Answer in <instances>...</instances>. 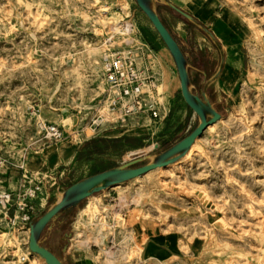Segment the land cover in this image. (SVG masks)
<instances>
[{
	"label": "rangeland",
	"instance_id": "rangeland-1",
	"mask_svg": "<svg viewBox=\"0 0 264 264\" xmlns=\"http://www.w3.org/2000/svg\"><path fill=\"white\" fill-rule=\"evenodd\" d=\"M167 1L193 16L154 0L188 60L193 91H205L222 120L186 160L121 190L95 193L97 199H84L50 223L41 244L64 264H264V0ZM123 22L134 24L131 34L119 28ZM165 46L137 0H0L5 186L19 157L28 169L56 174L61 188L53 195L57 185L47 183L39 216L70 185L129 161L128 152L156 155L192 132L199 117L182 95ZM108 47L131 50L150 69L146 102L158 103L160 121L148 113L124 118L104 105ZM38 121L60 125L65 138L46 143ZM121 196L127 202L117 207ZM92 203L97 216L77 228ZM3 234V264H30L29 233ZM153 236L170 244L155 248ZM105 249L116 257L107 258Z\"/></svg>",
	"mask_w": 264,
	"mask_h": 264
},
{
	"label": "built area",
	"instance_id": "built-area-1",
	"mask_svg": "<svg viewBox=\"0 0 264 264\" xmlns=\"http://www.w3.org/2000/svg\"><path fill=\"white\" fill-rule=\"evenodd\" d=\"M125 24L126 22L119 23L118 26L122 28ZM131 27L134 30V24L131 23ZM110 39L112 37L105 43ZM133 42H126L127 46ZM130 51L126 53L110 47L105 50L102 75L104 105L124 118L148 113L154 122H158L161 120L158 103L146 102V89L152 82L150 69L140 67ZM37 127L46 143L59 142L65 138L63 129L56 123L38 121ZM24 161L22 157L14 160L10 167L12 176L6 186L5 180L1 179L5 178V174L0 172V235L6 231H29L38 213L47 203L49 193L45 203L41 204L42 195L47 192V183L51 181V186L57 185L53 195L61 188L56 174L28 169ZM5 162L6 159L0 157V167L5 166ZM139 264L148 263L143 260Z\"/></svg>",
	"mask_w": 264,
	"mask_h": 264
},
{
	"label": "water",
	"instance_id": "water-1",
	"mask_svg": "<svg viewBox=\"0 0 264 264\" xmlns=\"http://www.w3.org/2000/svg\"><path fill=\"white\" fill-rule=\"evenodd\" d=\"M137 2L140 8L148 15L169 48L181 79L182 95L187 104L199 117V123L186 137L159 154L131 158V153L128 152L125 159L129 161L91 175L67 187L62 192V196L53 202L31 224L30 248L44 258L48 264H64L55 253L41 244V234L50 223L77 208L84 199L95 193L141 176L158 166L167 165L181 159L187 154L197 137H200L210 124L215 123L221 118V114L211 103L205 91H203L202 95L193 91L188 60L175 37L161 20L155 8L154 0H137ZM165 3L177 9L188 19H193V16L181 10L170 1L165 0ZM214 79L211 78L210 82ZM154 148H157V146H154ZM148 158L150 160L145 162Z\"/></svg>",
	"mask_w": 264,
	"mask_h": 264
},
{
	"label": "bare ground",
	"instance_id": "bare-ground-1",
	"mask_svg": "<svg viewBox=\"0 0 264 264\" xmlns=\"http://www.w3.org/2000/svg\"><path fill=\"white\" fill-rule=\"evenodd\" d=\"M147 15V14H146ZM148 16V15H147ZM149 18V17H148ZM149 20H150V18H149ZM151 21V20H150ZM151 23H152V21H151ZM152 25H153V27L155 28V26H154V24L152 23ZM114 28H117L116 26H114ZM156 29V28H155ZM123 30H124V32H126V33H128V34H131L132 33V27H131V24H126V25H124V27H123ZM156 31H157V29H156ZM158 32V31H157ZM159 33V32H158ZM160 35V34H159ZM166 45V44H165ZM165 47H167V45L165 46ZM167 49H168V51L170 52V50H169V48L167 47ZM232 51V50H231ZM237 51V50H236ZM235 52V51H234ZM233 52V53H234ZM240 53V52H239ZM170 54H171V52H170ZM231 54V53H230ZM172 55V54H171ZM238 56V55H237ZM173 57V56H172ZM234 58V57H233ZM156 59H157V61H159V62H161V59H162V57H158V56H156ZM165 62V61H164ZM238 63V62H237ZM176 64V63H175ZM159 65V64H158ZM168 68V67H167ZM160 69V68H159ZM179 74V73H178ZM179 85H180V88H181V79H180V77H179ZM162 87V86H161ZM220 120H222V118H220L218 121H216L215 123H213V124H210L206 129H205V131H204V133L200 136V137H197V139L195 140V142L192 144V146H191V148L189 149V151L187 152V154L184 156V157H182L181 159H179V160H177L176 162H180V161H182V160H186L187 158H189L195 151H197L198 149H199V140L204 136V135H206V134H209V133H214L215 131H216V129H217V126H218V123H219V121ZM176 162H173V163H169V164H167V165H163V166H158V167H156V168H154V169H151V170H149L148 172H146L145 174H143V175H141V176H138V177H135V178H133V179H131V180H129V181H126V182H123V183H119V184H116V185H114V186H112V187H110V188H108V189H106V191H108V190H119L124 184H126V183H128V182H131V181H135V180H137V179H139L140 177H143V176H148V175H150L151 173H153V172H161L162 170H164V169H166V168H170V167H172L174 164H176ZM121 190V189H120ZM137 195V194H136ZM60 196H62V193H61V195ZM59 196V197H60ZM89 199H97L98 198V196L97 195H91V196H89L88 197ZM125 202H127L126 201V198H125V196H121V198L119 199V203L117 204V207L118 206H122V205H124L125 204ZM97 203V202H96ZM96 203H92V204H90V205H87L84 209H82V215L80 216V218H78L76 221H75V224H76V227L77 228H80V226H83V225H86L88 222H90L93 218H95L97 215H96V213H97V208H98V205L96 204ZM169 210H172L171 208H169ZM83 213H85V214H87L88 215V221H85L84 219H82V216H83ZM99 226V225H98ZM103 226V225H102ZM101 227V226H100ZM99 229V228H98ZM27 232V234L29 233V236H31V228H30V230L29 231H26ZM100 234H102V233H100ZM6 237H5V234H3V235H1V238H0V251L1 250H3V247L5 246L3 243H5L6 241H7V239H5ZM87 239V238H86ZM83 242H85V241H83ZM86 242H88V241H86ZM92 242V241H91ZM102 242V236H97V237H95V243H101ZM82 243V242H81ZM84 244H86V243H84ZM88 244V243H87ZM86 244V245H87ZM19 246V245H18ZM85 246V245H84ZM136 247H137V249H139L140 250V245H139V242H136ZM29 248H30V237H29ZM111 250H112V248H110ZM30 250H31V248L29 249V252H30ZM114 251V250H113ZM118 252V251H117ZM105 253H106V257L107 258H115L116 256L115 255H112V253H111V251L110 250H108V249H105ZM30 254H31V256L32 257H28L29 258V262H30V264H32L35 260H38V259H40V260H42L44 263H46V264H48L46 261H45V259L44 258H42L39 254H37L36 252H34V251H32L31 250V252H30ZM111 254V255H110ZM118 257V256H117ZM128 256L126 255V256H124V259H126ZM19 258H20V260H23V261H25L26 260V254L25 253H23V254H20L19 255ZM117 259V258H116ZM117 261V260H116ZM111 262V261H110ZM109 262V263H110ZM3 263H7L6 261L4 262V259H3V253H0V264H3ZM112 263V262H111ZM110 263V264H111ZM116 263V262H115ZM108 264V263H107Z\"/></svg>",
	"mask_w": 264,
	"mask_h": 264
},
{
	"label": "crops",
	"instance_id": "crops-1",
	"mask_svg": "<svg viewBox=\"0 0 264 264\" xmlns=\"http://www.w3.org/2000/svg\"><path fill=\"white\" fill-rule=\"evenodd\" d=\"M33 170V169H32ZM155 237L154 239L151 240L153 243L154 247L156 248H162L163 246H167L170 244V241L167 239L166 236L164 237H159V236H153Z\"/></svg>",
	"mask_w": 264,
	"mask_h": 264
}]
</instances>
